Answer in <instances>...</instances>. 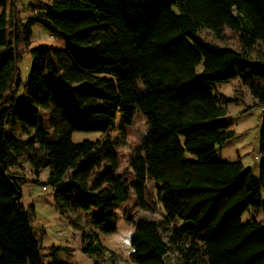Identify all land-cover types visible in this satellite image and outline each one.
Segmentation results:
<instances>
[{
	"label": "trees",
	"instance_id": "16d2710c",
	"mask_svg": "<svg viewBox=\"0 0 264 264\" xmlns=\"http://www.w3.org/2000/svg\"><path fill=\"white\" fill-rule=\"evenodd\" d=\"M10 1L0 0V264H44L20 202L21 173L11 170L24 156L35 169H50L59 209L76 215L72 225L80 228L81 213L94 211L81 232L84 254L107 251L95 227L116 216L130 188L148 207L146 183L154 179L166 214L129 220L136 264H174L171 254L179 264H264V220H241L250 207L264 209V0H53L24 20L7 12ZM37 24L64 48L32 46ZM225 27L239 49L198 35L207 29L222 39ZM25 54L33 65L24 84ZM237 78L262 108L259 176L239 161L212 159L235 134L225 119L231 100L212 90ZM119 109L126 126L137 110L148 126L130 158L132 184L117 174L116 148L126 142L125 133L111 135ZM41 111L50 112L48 127ZM76 132L105 138L76 143ZM59 250L47 264H63Z\"/></svg>",
	"mask_w": 264,
	"mask_h": 264
},
{
	"label": "rangeland",
	"instance_id": "374dc122",
	"mask_svg": "<svg viewBox=\"0 0 264 264\" xmlns=\"http://www.w3.org/2000/svg\"><path fill=\"white\" fill-rule=\"evenodd\" d=\"M10 1V0H9ZM53 0H12L7 6V12L18 15L20 19L30 15V8L38 7L42 3H49ZM175 12L178 8L175 7ZM3 9L0 8V14ZM199 37L207 44L219 48L239 49L237 34L225 27L224 38L216 37L210 30L201 29ZM43 45L47 47L64 48V41L61 37H53L52 34L43 26L37 24L33 28L32 46ZM33 59L29 54L24 55L22 63L19 65L21 79L25 84L31 74ZM203 65L200 64L197 71L200 73ZM141 87V86H140ZM213 94H223L231 102L226 105L227 116L225 119L232 121V130L235 134L233 138L221 145H217L213 155L215 161H239L247 168H250L255 176H259L261 156L260 147V128L262 119V108L257 105V100L251 94L250 88L241 79H231L225 83L215 84ZM23 99L26 95L24 89L18 93ZM25 104H27L25 102ZM41 117L48 127L50 112L41 111ZM124 115L119 109L116 115V129L111 132L114 138H123L126 135L125 143L116 148L119 157V168L117 174L125 175L130 184L135 182V173L130 165V158L135 148L141 144L143 137L148 131L146 117L137 110L130 126L123 124ZM51 132V130H49ZM20 134V129L16 135ZM105 138L103 133L76 132L73 141L76 143L85 140L96 141ZM23 139H26L23 137ZM24 156L21 166L11 169L21 173L19 185L22 190L20 200L25 210L30 212L31 226L36 234L41 246V254L44 264L49 263L52 258L49 255L52 248L60 250L57 253V260L63 264H136L131 259L134 251L132 246V235L134 224L130 219L137 223L140 220L158 221L164 218V205L158 195L156 181L148 179L146 183L145 201L148 207L144 208L137 204V196L133 188H130L128 200L121 203L115 209L116 216L108 219L102 226L95 227L94 232L98 234L101 242L107 248L103 255L84 254L80 244L81 232L91 227L87 221L91 220L94 211L82 212L83 217L80 228L72 225L76 215L72 212L63 213L59 209L56 201L55 191L48 183L50 169L37 170ZM185 159L190 161L197 160V156L186 152ZM25 182L23 183V181ZM38 181V182H37ZM263 221L264 209H254L250 207L241 217L243 223L252 220ZM188 226L181 222L179 228ZM113 228L112 232L107 230ZM80 237V238H79ZM72 247L73 252H67L65 248ZM114 255V256H113ZM174 264H179L176 255L168 257Z\"/></svg>",
	"mask_w": 264,
	"mask_h": 264
},
{
	"label": "crops",
	"instance_id": "0c3cea01",
	"mask_svg": "<svg viewBox=\"0 0 264 264\" xmlns=\"http://www.w3.org/2000/svg\"><path fill=\"white\" fill-rule=\"evenodd\" d=\"M80 244H81V242H80ZM67 248L69 249L68 252H73V248L72 247H67Z\"/></svg>",
	"mask_w": 264,
	"mask_h": 264
},
{
	"label": "built area",
	"instance_id": "2783aa9c",
	"mask_svg": "<svg viewBox=\"0 0 264 264\" xmlns=\"http://www.w3.org/2000/svg\"><path fill=\"white\" fill-rule=\"evenodd\" d=\"M80 238V237H79ZM80 242H81V239H80Z\"/></svg>",
	"mask_w": 264,
	"mask_h": 264
}]
</instances>
